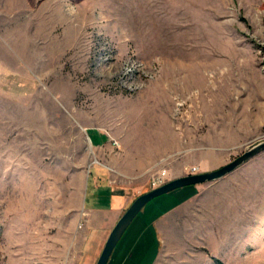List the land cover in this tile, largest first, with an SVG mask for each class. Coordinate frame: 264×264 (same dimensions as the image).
<instances>
[{
  "label": "rangeland",
  "instance_id": "1",
  "mask_svg": "<svg viewBox=\"0 0 264 264\" xmlns=\"http://www.w3.org/2000/svg\"><path fill=\"white\" fill-rule=\"evenodd\" d=\"M173 130L187 142L149 185L264 141V0H0V264H94L95 172ZM196 187L140 212L182 204L156 226V264H264V152Z\"/></svg>",
  "mask_w": 264,
  "mask_h": 264
},
{
  "label": "crops",
  "instance_id": "2",
  "mask_svg": "<svg viewBox=\"0 0 264 264\" xmlns=\"http://www.w3.org/2000/svg\"><path fill=\"white\" fill-rule=\"evenodd\" d=\"M182 66L186 67L185 64ZM85 133L87 135V129ZM100 135L103 136L102 134ZM87 137L91 146L99 150L98 152H101V150L110 151L113 149V146L110 144L106 146L104 140L101 145L97 144L93 146L88 135ZM167 137L165 145H161L157 151H147L148 153H145L143 159L138 161L129 160L126 153L125 156L128 157L126 161L111 158L110 162L112 166L118 167L120 172L111 173L108 169L106 170L105 167L99 165L102 169H97L93 179L95 202L93 201L89 206H84L83 204V214L85 216V225H83L85 226V230L83 236L84 240H93L90 252L93 253L94 264L101 253L111 229L118 219L139 195L150 191V179L148 180V178L151 177V174L159 172L157 170L162 168L163 164H167L169 160L166 159L160 163V161L157 162L155 158L163 156L171 151L178 152L187 142H183L182 137L176 132L174 133V130L170 132ZM212 155L213 154L207 156V153L201 154L200 160L195 164L197 165L195 166L197 173L202 169H209L208 160ZM183 165L180 166L179 173H174L172 178H180L183 175L182 172L184 169H190L188 165L187 168H185V164ZM94 166L95 165L91 166L90 170ZM169 175L170 173L168 171L167 176ZM145 177L148 181H143ZM116 179H121L122 183L117 182ZM136 182L138 183L136 184ZM201 185L197 186L199 187ZM198 187L194 189V192ZM192 196L187 198V200ZM177 207L169 208L163 212L162 217L158 216L149 221L145 220L144 216L139 213L115 247L107 264H156L158 260V243L155 235L156 226L163 217L171 213Z\"/></svg>",
  "mask_w": 264,
  "mask_h": 264
},
{
  "label": "water",
  "instance_id": "3",
  "mask_svg": "<svg viewBox=\"0 0 264 264\" xmlns=\"http://www.w3.org/2000/svg\"><path fill=\"white\" fill-rule=\"evenodd\" d=\"M262 152H264V141L252 145L241 155L234 158L230 163L222 166L217 170L176 178L165 182L164 184L148 191L147 193L138 196L121 215L114 227L111 229L95 264H107L115 247L129 228L131 223L150 201L187 186L201 185L219 180L231 174L236 169L246 164Z\"/></svg>",
  "mask_w": 264,
  "mask_h": 264
},
{
  "label": "built area",
  "instance_id": "4",
  "mask_svg": "<svg viewBox=\"0 0 264 264\" xmlns=\"http://www.w3.org/2000/svg\"><path fill=\"white\" fill-rule=\"evenodd\" d=\"M192 173L196 172L195 168L191 169ZM166 176H167V172L165 170H162L159 175H157L155 178H153V180L151 181L149 187L150 189H155L157 187H159L160 185L164 184L166 181Z\"/></svg>",
  "mask_w": 264,
  "mask_h": 264
},
{
  "label": "trees",
  "instance_id": "5",
  "mask_svg": "<svg viewBox=\"0 0 264 264\" xmlns=\"http://www.w3.org/2000/svg\"><path fill=\"white\" fill-rule=\"evenodd\" d=\"M216 264H221L220 262H216Z\"/></svg>",
  "mask_w": 264,
  "mask_h": 264
}]
</instances>
